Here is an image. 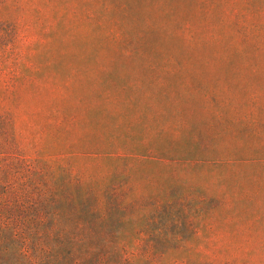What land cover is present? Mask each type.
I'll use <instances>...</instances> for the list:
<instances>
[{
  "label": "rangeland",
  "instance_id": "1",
  "mask_svg": "<svg viewBox=\"0 0 264 264\" xmlns=\"http://www.w3.org/2000/svg\"><path fill=\"white\" fill-rule=\"evenodd\" d=\"M3 138L0 188L126 208L98 262L0 264H264V0H0Z\"/></svg>",
  "mask_w": 264,
  "mask_h": 264
},
{
  "label": "trees",
  "instance_id": "2",
  "mask_svg": "<svg viewBox=\"0 0 264 264\" xmlns=\"http://www.w3.org/2000/svg\"><path fill=\"white\" fill-rule=\"evenodd\" d=\"M4 139L0 155L11 156L16 148ZM93 193L82 188H0V250L53 251L83 263L100 261L121 238V221L115 217L126 205L120 203L123 193L114 190L104 192L108 201L95 206ZM153 215L142 227L152 238L158 231L149 226ZM148 258L147 253L140 259Z\"/></svg>",
  "mask_w": 264,
  "mask_h": 264
}]
</instances>
